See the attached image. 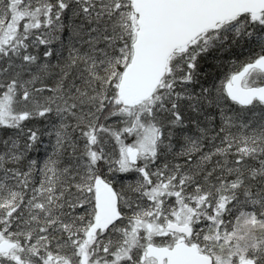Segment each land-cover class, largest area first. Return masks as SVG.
I'll list each match as a JSON object with an SVG mask.
<instances>
[{
  "label": "snow or ice",
  "instance_id": "1",
  "mask_svg": "<svg viewBox=\"0 0 264 264\" xmlns=\"http://www.w3.org/2000/svg\"><path fill=\"white\" fill-rule=\"evenodd\" d=\"M0 264H264V0H0Z\"/></svg>",
  "mask_w": 264,
  "mask_h": 264
}]
</instances>
